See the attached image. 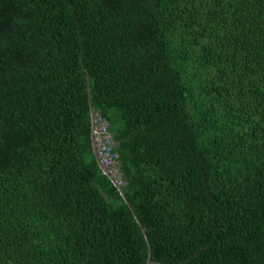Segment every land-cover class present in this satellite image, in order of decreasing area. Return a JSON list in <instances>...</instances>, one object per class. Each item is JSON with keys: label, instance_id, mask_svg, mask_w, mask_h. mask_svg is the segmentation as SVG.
Masks as SVG:
<instances>
[{"label": "trees", "instance_id": "1", "mask_svg": "<svg viewBox=\"0 0 264 264\" xmlns=\"http://www.w3.org/2000/svg\"><path fill=\"white\" fill-rule=\"evenodd\" d=\"M148 257L264 264V0H0V264Z\"/></svg>", "mask_w": 264, "mask_h": 264}, {"label": "built area", "instance_id": "2", "mask_svg": "<svg viewBox=\"0 0 264 264\" xmlns=\"http://www.w3.org/2000/svg\"><path fill=\"white\" fill-rule=\"evenodd\" d=\"M94 142L97 157L118 185L123 184L122 174L118 170L116 154L112 152L114 141L107 128V122L98 112L94 116Z\"/></svg>", "mask_w": 264, "mask_h": 264}, {"label": "water", "instance_id": "3", "mask_svg": "<svg viewBox=\"0 0 264 264\" xmlns=\"http://www.w3.org/2000/svg\"><path fill=\"white\" fill-rule=\"evenodd\" d=\"M90 114H91V141H92V146H93V149H94V153H95V156H96V160L102 170V173L106 174L110 179L111 181L114 183V185L117 187V189L119 190L120 194L125 198V200L128 202L127 204H129V201L127 200V198L124 196V193L122 191V188L117 184V182L114 180L113 176L107 171V169L102 166V164L100 163L97 155H96V152H95V142H94V121H93V115H94V109L91 107L90 108ZM149 257H150V253H149ZM149 257H148V261H147V264H150V260H149Z\"/></svg>", "mask_w": 264, "mask_h": 264}, {"label": "clouds", "instance_id": "4", "mask_svg": "<svg viewBox=\"0 0 264 264\" xmlns=\"http://www.w3.org/2000/svg\"><path fill=\"white\" fill-rule=\"evenodd\" d=\"M95 113H97L95 110H94V115H93V118H94V116H95ZM93 121H94V119H93ZM96 152V151H95ZM97 155V154H96Z\"/></svg>", "mask_w": 264, "mask_h": 264}, {"label": "bare ground", "instance_id": "5", "mask_svg": "<svg viewBox=\"0 0 264 264\" xmlns=\"http://www.w3.org/2000/svg\"><path fill=\"white\" fill-rule=\"evenodd\" d=\"M108 127V126H107Z\"/></svg>", "mask_w": 264, "mask_h": 264}]
</instances>
